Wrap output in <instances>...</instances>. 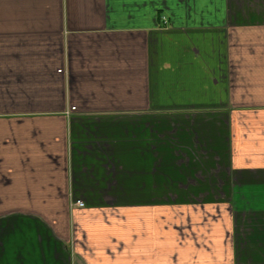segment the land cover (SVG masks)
Here are the masks:
<instances>
[{"label":"crops","instance_id":"crops-1","mask_svg":"<svg viewBox=\"0 0 264 264\" xmlns=\"http://www.w3.org/2000/svg\"><path fill=\"white\" fill-rule=\"evenodd\" d=\"M0 264H264V0H0Z\"/></svg>","mask_w":264,"mask_h":264},{"label":"rangeland","instance_id":"rangeland-1","mask_svg":"<svg viewBox=\"0 0 264 264\" xmlns=\"http://www.w3.org/2000/svg\"><path fill=\"white\" fill-rule=\"evenodd\" d=\"M258 55H259V53H258ZM198 149H199V147H198ZM189 159L192 161V160H194L195 158H194V157H190ZM190 165H191V166H197V165H199V163L196 162V161H193V162L190 163ZM190 165H189V167H190ZM173 166H174V165H173ZM190 168H191V167H190ZM201 168H202V167H201Z\"/></svg>","mask_w":264,"mask_h":264},{"label":"built area","instance_id":"built-area-1","mask_svg":"<svg viewBox=\"0 0 264 264\" xmlns=\"http://www.w3.org/2000/svg\"><path fill=\"white\" fill-rule=\"evenodd\" d=\"M76 205L79 206V207H82L83 206V203H81V202L78 201V202H76Z\"/></svg>","mask_w":264,"mask_h":264}]
</instances>
